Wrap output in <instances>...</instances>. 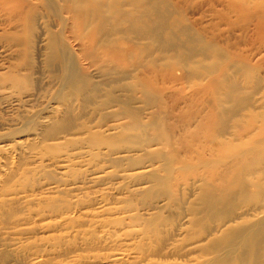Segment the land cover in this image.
<instances>
[{
    "label": "bare ground",
    "instance_id": "bare-ground-1",
    "mask_svg": "<svg viewBox=\"0 0 264 264\" xmlns=\"http://www.w3.org/2000/svg\"><path fill=\"white\" fill-rule=\"evenodd\" d=\"M58 2L64 6L55 14L52 4ZM0 16L11 27L0 36L6 61L0 106L15 102L27 114L26 108L46 100L54 104L28 116L22 128L0 133V257H10L5 264L29 255L18 237L73 228L66 219L27 226L39 213L15 217L18 209L58 203L34 196L53 191L41 183L42 164L23 171L20 162L50 156L69 169L84 156L97 163L107 153L123 152L133 168L129 180L150 177L163 197L192 215L186 229L170 235L190 241L179 250L182 256L213 251L222 254L194 264H264V0H0ZM56 21L61 42L52 31ZM17 114L5 125L22 124L26 114ZM150 161L163 165L167 177L139 172ZM31 172L38 185L27 189ZM183 179L191 182L186 188H194V201L179 199ZM154 197L155 191L143 193L145 200ZM158 205L148 207L155 213L145 230L129 236L145 241L168 228ZM114 212L88 214L82 224ZM138 218L129 219L133 224ZM105 224L97 223L110 226ZM196 228L197 236L189 234ZM59 254L27 264H125L132 256L57 262ZM146 261L152 263L133 258V264Z\"/></svg>",
    "mask_w": 264,
    "mask_h": 264
},
{
    "label": "rangeland",
    "instance_id": "rangeland-1",
    "mask_svg": "<svg viewBox=\"0 0 264 264\" xmlns=\"http://www.w3.org/2000/svg\"><path fill=\"white\" fill-rule=\"evenodd\" d=\"M7 5L10 7L12 6V3L8 2ZM63 6L64 4L62 2H58L57 4L53 3V12L59 14L58 12L61 11V7ZM205 11L206 8H204L203 14ZM9 17L10 16L8 15L7 18ZM7 18L0 16V36L2 34L6 35L7 33H4V31H8L11 28L6 24V22H8ZM56 20H58V18H56ZM209 20V18H205L204 24ZM58 24L59 22L56 21V27L52 28V31L57 35L60 34L61 42L63 37L61 34V28ZM1 47L2 45L0 46V56H2V51H4ZM5 66L6 61H2L0 58V68H4ZM2 73L3 71H0V74ZM262 73H264V68ZM34 78L37 77L35 76ZM46 81L47 80L43 82L45 83ZM50 102L51 100H46L42 106L37 107L36 109L32 107L26 108L28 110L27 114L26 112H23L22 109H19L18 103L15 102L10 103L9 101L6 105L0 106V133L7 132V130L12 131L20 129L19 127L22 128V125L27 120L28 116L32 115L33 117V114L36 115L49 110L50 108H48V105L54 107L53 102ZM18 112L24 113L23 115L26 114L23 123L12 126L5 125L6 123H9L10 125L11 119L13 117L16 118ZM167 114L168 113L165 112V115ZM172 117L173 122L181 121V119H178L175 116ZM7 120H10V122H6ZM261 126L263 125H248L249 128H260ZM126 145L129 146V144H118L117 148L126 147ZM112 151L118 152L115 149H112L111 152ZM69 153L72 154L73 152L69 150ZM107 154L103 159H99L97 163H93L88 156H84L82 160H72L68 164L70 165L69 169L64 168L62 163H59L60 160L54 159V162L50 161V159H52L50 156L40 158L37 162H34L33 160L20 162L19 166L23 171H30L34 166H40V164H42L40 174L41 183L44 185L50 183L49 188L53 189V193L49 191H35L34 196L36 198L47 197L50 201L51 199H54V201L56 200L58 203L53 207L52 205L45 203L42 204L41 207H32L30 211L18 209L13 211L15 217L27 219L30 213H39L40 215L38 217L29 220L27 226L49 224L54 223V221L57 222L66 219L71 222L73 228L57 231L47 230V232L37 235L18 237L16 242L28 247L30 251L28 252V256L25 255L20 260L21 262L13 264H27L31 259L37 257L40 258L46 253L51 254L58 251H62V254H59L56 257L55 261L57 262H68L74 259L84 260L88 256L94 257V259L100 262L111 254L119 255L120 258H123V254L128 255V253H131V259L125 264H133V258H137L138 256L143 257V259L148 257L152 262L151 264H155V262L157 264H194L196 259L201 262H207L209 259L222 254V252L216 253L213 251H206L203 254H198L197 251L194 250L192 253L193 255L191 254L186 257L182 256L179 250H184L186 245L190 246V241L183 240V235L179 238L175 237L177 242H172L174 234H172L173 237L170 235L171 233H174V231L177 232L178 229L187 228L188 219H192L190 212L186 209H182V205L179 207L173 201L163 197L162 192L158 191L150 177L140 179V181L129 180L127 176L132 174L131 170L133 168L130 167L131 159L128 158L126 152ZM207 158L213 159L214 157L208 156ZM146 170L158 172L159 176L162 178L167 177L165 167L158 161H150L148 163V169L139 170V172ZM203 171L206 170L203 168ZM27 177V189L33 188L34 185H38L36 180L38 176L35 175L34 172L28 173ZM189 183L191 182L186 179H183L179 183L178 194L180 200L185 197V200H188L189 202L194 201L196 198V192L193 190L194 188H186V184ZM22 185L23 183H21V186ZM18 188H20V186ZM55 189H58L60 192L57 193ZM147 190H149V192L155 191L154 199L145 200V198H143V193ZM157 202H159L161 207L159 205L158 207H160L159 209L161 210L158 209V213H156L158 215L161 214L162 218L165 219V223L169 224V226L167 225L168 228L159 233L158 237L148 238L145 241H143L141 236L133 239L132 236H129L128 234L131 231H133L132 234H134L145 230L146 222L153 219L151 214L155 213V211L148 207ZM102 209H111L115 210V212L111 214V216L107 215L99 218L100 221H95L97 219H94L90 224H82V220L85 216L88 214L89 216L97 214ZM132 210V213L128 212ZM131 215H135L137 218L139 217L138 221L132 224L129 219ZM40 220L43 221L40 222ZM115 221L119 222V225H117ZM96 222H105V225L110 223V226L101 227L97 225ZM191 233L197 236L198 233H200V229H190L189 234ZM64 236L65 239H61ZM171 238L172 240H170ZM84 239H88L91 245L86 246ZM207 242L208 240L204 241L203 244H206ZM52 244L53 246H51ZM170 244H173L176 248H171L169 246ZM9 260V256L3 255L0 257V264H5ZM148 263L149 261H146L144 264Z\"/></svg>",
    "mask_w": 264,
    "mask_h": 264
}]
</instances>
